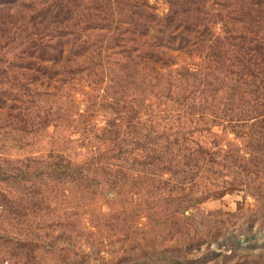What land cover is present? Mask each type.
Listing matches in <instances>:
<instances>
[{
	"label": "rangeland",
	"instance_id": "rangeland-1",
	"mask_svg": "<svg viewBox=\"0 0 264 264\" xmlns=\"http://www.w3.org/2000/svg\"><path fill=\"white\" fill-rule=\"evenodd\" d=\"M0 264H264V0H0Z\"/></svg>",
	"mask_w": 264,
	"mask_h": 264
}]
</instances>
